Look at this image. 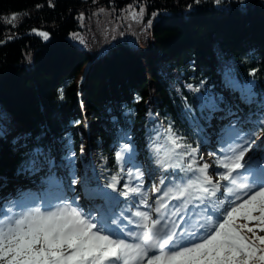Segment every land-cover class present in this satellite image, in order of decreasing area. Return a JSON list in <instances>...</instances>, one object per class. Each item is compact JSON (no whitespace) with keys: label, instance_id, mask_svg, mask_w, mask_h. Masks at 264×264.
<instances>
[{"label":"trees","instance_id":"16d2710c","mask_svg":"<svg viewBox=\"0 0 264 264\" xmlns=\"http://www.w3.org/2000/svg\"><path fill=\"white\" fill-rule=\"evenodd\" d=\"M234 106L264 127V0H0V190L90 146L107 185L153 136L191 156Z\"/></svg>","mask_w":264,"mask_h":264},{"label":"snow or ice","instance_id":"6c2138e0","mask_svg":"<svg viewBox=\"0 0 264 264\" xmlns=\"http://www.w3.org/2000/svg\"><path fill=\"white\" fill-rule=\"evenodd\" d=\"M38 35L48 39L47 33ZM259 124L264 126V119ZM262 132L264 127L248 131L231 127V155L218 165L225 169L218 174L219 180L214 183L207 175L208 165L200 167L201 177L177 187V195L172 199H184L172 208L170 215L162 213V209L169 208L163 202L155 208V219L148 213L135 212L133 215L139 218L137 227L143 231L127 234L138 242L119 238L116 231L123 229H119L118 221L111 220V225L117 226L113 229L99 209L85 212L68 203L51 211L34 207L0 218V264H264V235H257V230L264 232V154L253 155ZM116 156L122 159L121 152ZM240 170L246 174V180L237 183L233 174ZM206 184L212 187H205ZM222 187L225 197L235 196V200L213 199ZM196 189L206 194L195 198L204 205L206 215L193 225L186 213L193 203L188 197ZM241 192L243 198L237 194ZM121 194L127 196L128 192ZM95 195L103 199L108 194L99 190ZM209 209L212 214H207ZM249 222L255 223L249 226Z\"/></svg>","mask_w":264,"mask_h":264},{"label":"rangeland","instance_id":"374dc122","mask_svg":"<svg viewBox=\"0 0 264 264\" xmlns=\"http://www.w3.org/2000/svg\"><path fill=\"white\" fill-rule=\"evenodd\" d=\"M130 10V9H129ZM130 11L126 14H124V19L122 21V24L125 28V37L129 38L130 31L128 32L127 28L130 24ZM113 28V27H112ZM107 29V28H106ZM250 97H248L249 99ZM250 101L252 99H249ZM248 100V101H249ZM230 121L234 122V124L237 123V120H234L233 117L229 118ZM87 130H89L90 126L89 123L85 125ZM209 135L211 136V133L209 131ZM228 135H230L229 131L224 132L223 134L219 135L217 138V147H221L225 145L226 140L228 139ZM230 137V136H229ZM227 138V139H225ZM262 140L256 141V145L254 148L253 155H260L264 154V150L262 146L260 147ZM208 144V146L199 145L198 151L199 154H194L190 157L181 156L178 151L171 150L168 154H161V146H160V137H152L149 140V146L147 149L150 151L149 153V165L153 176L155 177V181L153 183V178L149 176V172H146L143 167L140 165V160L137 158L130 160H126V157L128 156L127 152H121L122 153V159L124 160V168H123V182L122 185L119 187H116L115 184H113L112 188H108V193H110L111 199L107 201V203L101 204L102 207H105L107 211H105L106 215H109L110 217L106 220L108 223H111V220L115 219L119 221V218H123V220H126L127 214L119 213V210H122V207L130 208V213L132 212V215L137 212H145L150 215V217L154 218L155 214V208L159 206L161 202L169 205V210H172V207L180 205L182 202L179 201L178 204L175 203V201H172V197L174 195H177L176 189L178 186L185 185L189 180H196L198 177H201V173L199 172V168L208 165L207 168V175L213 180L215 183L219 178L214 177V172L222 173L225 171L224 168L220 167L219 169H216L212 167L213 162V154L217 155L221 161L224 160V157L227 156L225 152L220 149L215 153H209V149H213L212 145L209 144L208 140L205 142ZM233 143L231 140L230 143ZM87 152L80 153L77 157L73 158V160L69 161L67 163V167L64 166L65 170L59 169L57 171H61L63 174V182L65 183L63 191L61 192L66 193L68 192L70 197H73L75 201L79 204L82 202V206H86V204L83 202L87 199L89 194V190L93 189L97 186H102V183L100 180H96L95 177L92 176L91 166L92 162L91 159L93 158V148L90 146L87 148ZM130 153H133L132 150L129 151ZM229 155H231L229 151ZM166 156V160L163 161V157ZM69 159V158H68ZM120 160V161H121ZM166 161V162H165ZM177 163V170H173V165ZM191 166V171H189V167ZM75 180L76 183H72V181ZM31 183L40 184L41 182H46L47 185H52V182L54 181L53 178L51 179H41L38 178L36 175H33L28 180ZM222 185H225L227 187H231L229 182L227 181H220ZM207 185V184H206ZM211 186L212 185H207ZM54 187V186H53ZM17 190V188H14ZM59 189L55 188L56 192L53 191V194H58ZM130 189H136L135 192H131ZM158 189V190H157ZM120 191L121 193L128 192V195H122L118 193ZM138 191V193H137ZM221 190H219L220 192ZM19 192V190L17 191ZM200 191L198 189L192 190L190 194V199L193 200V203L188 205V211L186 213L188 218H191L192 223L195 221L201 222L203 218L205 217L206 213L203 211L204 205H201L198 200L195 198L198 197V193ZM165 193H168L167 196H165ZM93 197V196H91ZM25 197L15 198V199H8L5 197H2L0 199V218H3L6 214H18L22 211H26V209L23 207L27 203V199H24ZM222 199L226 200V197L224 193H219L216 197L213 199ZM17 200V202H15ZM45 200V201H44ZM44 203H48L49 199H44ZM112 200V201H111ZM10 202L9 207H5L4 204L6 202ZM145 203L147 204V208L144 207ZM20 204V205H19ZM90 205V204H88ZM104 205V206H103ZM228 206V205H225ZM24 208V209H22ZM87 211L89 210V207H86ZM114 208V209H113ZM31 209V208H29ZM28 210V209H27ZM128 213V214H130ZM211 209H209V212L207 214H211ZM97 215V213L94 214V216ZM184 215V213H183ZM105 216V215H104ZM134 218L136 216L133 215ZM222 218V217H221ZM178 224L182 223V221L177 220ZM238 223H243V221H238ZM255 222H249V226H252ZM119 224V223H118ZM112 227V225H111ZM264 234V232H259L257 230V235ZM250 236L251 234L248 233ZM146 264V263H145Z\"/></svg>","mask_w":264,"mask_h":264},{"label":"bare ground","instance_id":"6f19581e","mask_svg":"<svg viewBox=\"0 0 264 264\" xmlns=\"http://www.w3.org/2000/svg\"><path fill=\"white\" fill-rule=\"evenodd\" d=\"M241 182H244V179L243 180H241ZM241 182H239V183H241ZM20 205V204H19Z\"/></svg>","mask_w":264,"mask_h":264}]
</instances>
